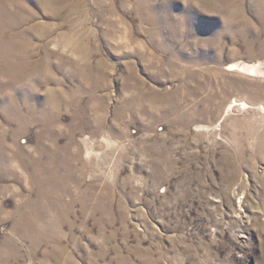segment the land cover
<instances>
[{
    "label": "rangeland",
    "instance_id": "obj_1",
    "mask_svg": "<svg viewBox=\"0 0 264 264\" xmlns=\"http://www.w3.org/2000/svg\"><path fill=\"white\" fill-rule=\"evenodd\" d=\"M263 110L264 0H0V264H264Z\"/></svg>",
    "mask_w": 264,
    "mask_h": 264
},
{
    "label": "bare ground",
    "instance_id": "obj_2",
    "mask_svg": "<svg viewBox=\"0 0 264 264\" xmlns=\"http://www.w3.org/2000/svg\"><path fill=\"white\" fill-rule=\"evenodd\" d=\"M5 56V55H4ZM7 56H9V57H11V53H9V52H7ZM245 68L244 67H239V70L241 71V70H244ZM264 111V110H263Z\"/></svg>",
    "mask_w": 264,
    "mask_h": 264
}]
</instances>
